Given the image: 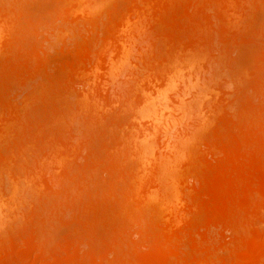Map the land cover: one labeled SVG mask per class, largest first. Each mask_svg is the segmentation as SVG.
<instances>
[{
  "label": "bare ground",
  "instance_id": "bare-ground-1",
  "mask_svg": "<svg viewBox=\"0 0 264 264\" xmlns=\"http://www.w3.org/2000/svg\"><path fill=\"white\" fill-rule=\"evenodd\" d=\"M4 1L0 79L20 92L17 80L0 84V264H264V29L254 24L264 0H122L104 21L107 0H57L61 27L40 23L44 39L76 27L84 42L56 65L24 44L39 31L31 8ZM245 42L261 51L256 68L233 63L232 92L217 99L223 65L236 61L228 52ZM198 60L222 67L220 87L217 67L204 79ZM184 61L199 66L181 88ZM180 161L191 182L174 187L178 198ZM157 206L167 217L152 216Z\"/></svg>",
  "mask_w": 264,
  "mask_h": 264
},
{
  "label": "rangeland",
  "instance_id": "rangeland-1",
  "mask_svg": "<svg viewBox=\"0 0 264 264\" xmlns=\"http://www.w3.org/2000/svg\"><path fill=\"white\" fill-rule=\"evenodd\" d=\"M3 1H4V0H3ZM6 1H7V2H6ZM14 1H16V0H10V1H9V0H5L4 2H6V4H9V5H10V4L15 3ZM21 1H22V0H21ZM29 1H30V2H29ZM119 1H120V3L123 2L122 0H111V1H110V0H109V1L107 0V1L104 3L105 5L103 4V6L100 7L99 10H97V12H96V13H97L96 16L99 15L100 18L103 17V15L105 16V14L107 13V10H111V9L113 8V4H114V5L117 4V3L120 4ZM17 2H18V0H17ZM22 2H24L25 4H24V3H21V5H20L21 7L24 8V7L27 5L24 9H27V8L30 9V8H31V14H32L31 17L34 15V16H33V19H32V20L35 22V24H34L35 26H34V27L36 28V31L39 30L36 34L33 33V34L30 35V33H32L33 29L31 28L32 31H31L30 29H29V30L27 29V24L30 23V22H28L29 20H28L27 18H25V19L27 20V24L24 23V22H22V23H23V26H24V25L26 26L25 30H28V31H25V33H24V40H25V41H24V42H25L24 44L26 45V44L28 43V48H31V47L34 48V47H33L34 45H38V46L43 47L44 50L46 49V51H45V54H47L46 56H47V57L49 56V59H51V60L53 61L52 63L50 62L51 64H53V63H54L55 65H56V63H57V64H60L61 61H62L61 59H63V58L65 59V57L67 58V56H70V57H68L69 59H68V58L66 59V60H69V61H68V63H69V62H70V58H71V56H74V54L77 53V52H76L77 50H76V49H72V52H70V51H68V50L65 49V48H67V47H68V48H72V46L75 45V44L73 45L74 42H77V44H78V42H79V43H81V44L83 45L82 42H84V41H82V40H84V39L81 38V37L83 36L82 34H80V35H79V34L76 35V33H78V32L74 33V31H76V29H75L76 27L73 26V25H72V27H75L74 30H73V28H71V30H73V31H71V30L69 31V30H68V34H67V31H66V30H65L64 33H62V34H64V35H62L61 33L59 34L60 31L57 29V30L59 31V32L57 31V33H58L59 35H58V34L56 35V33H55L56 30H55V29L58 28V27H56V24L59 26L58 23H60L61 20L58 19V21H60V22L57 21V23L55 24L54 20H55L56 18H55V14H54V13H55L54 8H56L57 6H59V2H58L57 0H23ZM52 2H53V4H52ZM115 2H116V3H115ZM19 3H20V1H19ZM29 3H30V4H29ZM123 3H124V2H123ZM123 3H122V5H123ZM16 4H17V3H16ZM14 5H15V4H14ZM22 5H23V6H22ZM28 6H30V7H28ZM35 7H36L37 9H36ZM103 7H104V8H103ZM109 7H110V8H109ZM50 9H51V13H50ZM102 9H103V10H102ZM263 9H264V7H263V8L261 7V9L259 8V10H262V11H260L258 14L255 13V14H256V17H257L258 19L256 18L257 21L254 20V21H255L254 24L256 25V28L259 29V27H260L261 30L264 29V26H263V24H264V10H263ZM27 10H28V9H27ZM259 10H258V11H259ZM24 11H26V10H23V14H24ZM28 11H29V10H28ZM36 11H37V12H36ZM99 11H100V12H99ZM258 11H257V12H258ZM26 12H27V11H26ZM42 12H43V13H42ZM52 12H53V13H52ZM255 12H256V11H255ZM37 13H38V14H37ZM46 13H47V14H46ZM98 13H99V14H98ZM104 13H105V14H104ZM27 14H28V13H27ZM25 15H26V14H25ZM22 16H23V15H22ZM27 16H28V15H27ZM37 16H39L40 19L42 18V20L37 19V18H38ZM41 16H42V17H41ZM106 16H107V15H106ZM106 16L102 18L103 21L105 20L104 18H106ZM56 17H57V16H56ZM97 17H98V16H97ZM22 18H23V17H22ZM49 18H50V20H48ZM57 18H58V17H57ZM30 19H31V18H30ZM35 19H37V20H35ZM44 19H45V20H44ZM51 19H52V20H51ZM23 20H24V19H23ZM23 20H21V21H23ZM43 20H44V22H43ZM24 21H25V20H24ZM30 21H31V20H30ZM33 21H31V22L33 23ZM45 21H46V22L48 21V22L45 23ZM25 22H26V21H25ZM50 22H51V23H50ZM52 22L55 24V29H53V34L55 33L56 36L54 35V36H55V37H54L53 34H52V32H51V34H50L49 32H50L51 30H49V32H47V34H50V35H52L53 37L49 35V36H50V39L48 38V39H49V42H48V43L46 44V46H45L44 44H45V42H46L48 39L45 38L46 41H42V40H45V39H44V37H43V34H44V33L42 34L41 30H44L45 28H44V29H41V28H42L43 24H44V26H45V24L47 25L48 23H49L50 25H47L46 27H48V26L50 27L51 25L53 26V23H52ZM81 22L83 23V20H81ZM81 22H79V25L81 24ZM32 23H31V24H32ZM40 23H41V24L43 23L42 26H41ZM257 23H258V24H257ZM259 23H260V24H259ZM37 24H38V25L40 24V25L38 26ZM261 24H262V25H261ZM29 25H30V24H29ZM83 25H84V23H83ZM83 25H81V26H82V28L85 29L86 26L83 27ZM258 25H259V27H257ZM40 26H41V27H40ZM44 26H43V27H44ZM52 26H51V27H52ZM81 26H79V27H81ZM49 27H48V28H49ZM51 27H50V28H51ZM59 27H61V24H60ZM63 27H64L63 29L67 28L66 26H63ZM29 28H30V27H29ZM86 28H87V27H86ZM67 29H70V28H67ZM79 29L82 31L81 28H79ZM79 29H77V30L79 31ZM84 29H83V30H84ZM47 30H48V29H47ZM54 30H55V32H54ZM61 30H62V29H61ZM30 31H31V32H30ZM81 31H80V32H81ZM85 31H86V30H85ZM85 31H84V33H85ZM39 33H40V35H39ZM73 33H74V34H73ZM81 33H83V31H82ZM34 34H35V36H34ZM66 34H67V35H66ZM69 34H70V36H69ZM72 34H73V35H72ZM45 35H46V34H45ZM261 35H262V34H261ZM65 36H66V37H65ZM68 36H69V37H68ZM72 36H73L74 38H73ZM76 36H77V37H76ZM80 36H81V37H80ZM33 37H34V38H33ZM35 37H36V38H35ZM39 37H40V38H39ZM47 37H48V35H47ZM59 37H60V38H59ZM75 37H76L77 39H76ZM83 37H84V36H83ZM141 37H142V35H141ZM144 37H145V36H144ZM22 38H23V37H22ZM37 38H38V39H37ZM53 38H55V39L53 40ZM56 38H58V39H56ZM78 38H79L80 41H82V42H80ZM257 38H258V37H257ZM259 38H260V37H259ZM259 38H258V39H259ZM261 38H263V37H261ZM81 39H82V40H81ZM139 39H141V38H139ZM144 39H145V38H144ZM58 40H59V41H58ZM71 40H72L73 42H72ZM75 40H76V41H75ZM259 40L261 41V39H259ZM263 40H264V38H263ZM56 41H57V42H56ZM140 41H141V40H140ZM63 42H64V43H63ZM70 42H71V43H70ZM143 42L146 44V41H145V40H142L141 43H142V46L144 45V46H143L144 48L141 47V50L143 49V51L145 52V44H144ZM257 42H258V41H256V43H257ZM261 42H262V41H261ZM261 42H258V43H261ZM40 44H41V45H40ZM70 44H71V45H70ZM77 44H76V45H77ZM250 44H251V43H250ZM250 44H249V43H246V42H245L244 44H236L237 46H235V44H234L235 49H233L234 47H232L233 50H231V49L229 48V51H230V50H231V51L228 52V53L230 54L231 52H233V53H234L235 60H236V61H234L233 56H232V55H229V57L232 56V57H231V58H233L232 61H234V62L230 61V66H232L231 64H233V63H234L235 65H236L237 63L240 64V65H244L242 68H245V67H246V69H247V70L245 69V72L247 71L246 73L250 72V70H251V71H254V70H255L254 67L256 68L255 65L258 63V62H257V59L260 58V57L257 58L256 56H259V55L261 54V51L259 52V48H258L257 45H255L254 43H253L254 45H253V44L250 45ZM32 45H33V46H32ZM43 45H44V46H43ZM84 45H85V44H84ZM140 45H141V44H139L138 46L140 47ZM146 45H147V44H146ZM259 45H260V44H259ZM259 45H258V46H259ZM255 46H256V47H255ZM263 46H264V45H263ZM41 47H40V49H41ZM76 47H78V46H76ZM79 48H80V47H79ZM147 48H148V47H146V49H147ZM261 49H262V47H261ZM263 49H264V47H263ZM263 49H262V51H263ZM34 50H36V49L34 48ZM38 50H39V49H38ZM38 50L34 51V53H36ZM44 50L42 49L43 53H44ZM63 50H65V51H63ZM78 50H79V49H78ZM80 50H83V48H82V49L80 48ZM148 50H149V49H148ZM42 51H41V52H42ZM66 51H68V52H66ZM74 51H75V52H74ZM31 52H33V49H31ZM46 52H47V53H46ZM58 52H59V53H58ZM63 52H64V53H63ZM37 53H38V52H37ZM73 53H74V54H73ZM233 53H232V54H233ZM38 54H39V53H38ZM38 54H37V55H38ZM64 54H65V55H64ZM69 54H70V55H69ZM33 55H34V54H33ZM34 56H35V55H34ZM55 56H56V57H55ZM205 58H206V57H204V59H203V58H198V59L204 60V61H205V64H206V67H207V65L210 66V63L208 62L209 60L207 61L208 58H207V59H205ZM231 58H230V59H231ZM71 59H73V58H71ZM230 59H229V60H230ZM59 60H61V61H59ZM74 60H75V59H74ZM201 60H198V61H199L198 64L201 63V66H202L203 69H204L205 65H202V63H203L204 61L201 62ZM56 61H59L60 63H58V62H56ZM63 61L65 62V60H63ZM63 61H62V63H63ZM198 61H196V62L193 61L195 64L192 63L191 65H188V64H190V62L187 63L188 61H186V62L184 61L183 64L180 63V64L178 65V68H177L178 70H177V72L179 71L178 73H180V76H181V78H182V79L179 78L180 76H179V74L177 73L178 78L181 79V84H180V81H177V83L179 82V87H180V85L183 84V83H182V82H183V78H185V76L188 74V71H191L192 69H194V67H195V65H197V62H198ZM73 62H74V61H73ZM206 62H208L209 64H207ZM227 62H228V61H226V64H229V63H227ZM62 63H61V64H62ZM186 64H187V65H186ZM193 64H194V65H193ZM226 64L223 65V62H222V64H219V66H220V65H223V67H224V69H225V70H224V73L226 72V68L228 67V71L226 72V74H223V76H225V78L227 79V84H226L227 86L224 85V83H226V80H224V77L222 78V79H223V80H222V79H221V75L219 74V73L221 72L220 70L223 71V69H221L222 67H219L220 69L218 70V66H217V65L214 66V65L211 64V65L214 66V67L211 66L210 68H205V69H206V72H204L205 74L203 73L202 76H201L202 78L207 77V76L210 77L212 71H213V70L215 71V67H217V72L220 71V72H218V74H217V76L219 75L218 77H217L216 74H215L216 71H215V73H214V71H213L212 74H214V75H211V78H212L213 81L216 80V79H217V81L219 80L218 82H217V81L215 82V85H214L215 87H216V84H217V86L220 84L219 87L223 84V85L220 87L221 90H222V89H223V90L221 91V90L219 89L221 92L217 90L218 87H217V88L211 87V86H212V85H211L212 83L208 85V83L211 81V78H208L210 81H208V79H207V81L205 80L206 84L208 85L207 87H210V88H211V91H212L213 93H214L213 89H214V90H217V92H219V94H216V95H215L217 99L220 98V95H223L222 93H224V92L226 93V91H224V90H229V91H227V92L230 93V91L232 92V89H233V88L231 87L232 89L230 90V86H232V84L230 83V82H231L230 79L235 77V76H233V75H234L233 72H236L237 67L235 68V67H234V64H233V66L230 68V66H229V65H226ZM64 65H65V64H64ZM190 66H191L192 69L190 68ZM192 66H193V67H192ZM197 66H199V65H197ZM201 66H200V68H201ZM187 67H188V68H187ZM238 67H239V66H238ZM189 68H190V69H189ZM213 68H214V69H213ZM233 68H234V69H233ZM242 68H240V69H242ZM179 69H181V70H179ZM187 69H188V71H187ZM205 69H204V70H205ZM207 69H208V70H209V69H210V70L213 69V70H211V71H207ZM253 69H254V70H253ZM200 70H201V69H199V72H200ZM204 70H202V72H203ZM237 70H238V69H237ZM242 70H243V69H242ZM229 71H230V72L233 71V72L230 73ZM243 71H244V70H243ZM208 72H210V73H208ZM228 72H229L230 74H229ZM186 73H187V74H186ZM207 73H208V75H207ZM222 73H223V72H222ZM185 74H186V75H185ZM232 74H233V75H232ZM62 75H63V74H62ZM183 75H184V77H183ZM203 75H204V76H203ZM215 76H216L217 78H216ZM232 76H233V77H232ZM60 77H61V76H60ZM213 77H215L216 79H215V78L213 79ZM227 77H228V78H227ZM230 77H231V78H230ZM9 78H12V77H8V80H11V79H9ZM4 79H5V78H2V80L0 79V84L2 85L1 88H2L3 86H10V87H12L11 85H13V84H12L13 81H16V80H17L16 78H15V79L13 78L14 80L12 79V80L9 82L8 80L5 81ZM185 79H186V78H185ZM204 79H206V78H204ZM220 79H221L224 83L222 82V84H221ZM228 79H229V80H228ZM3 81H5V82H3ZM229 81H230V82H229ZM233 81H234V79H233ZM233 81H232V82H233ZM2 82H3V83H2ZM8 82H9L10 84H9ZM11 82H12V83H11ZM207 82H208V83H207ZM211 82H212V81H211ZM219 82H220V83H219ZM15 83H16V82H15ZM18 83H19V82H18V80H17V84H15L16 87H15L14 85H13V87H12V89L14 88L15 91H17V90L19 89V88H18V87H19ZM196 83H198V82H196ZM228 83H229V85H228ZM5 84H6V85H5ZM7 84H9V85H7ZM189 84H190V83H189ZM206 84L203 85V87L206 86ZM235 84H236V83H235ZM233 85H234V82H233ZM113 86H115V85H111V88H112ZM176 86H178V85H176ZM176 86H175V89H178L179 87L176 88ZM186 86H187V85H186ZM223 86H225V87L222 88ZM228 86H229V87H228ZM183 87H184V84L181 86V88H183ZM188 87H189V86H188ZM207 87H204V89H206ZM233 87H234V86H233ZM16 88H17V89H16ZM114 88H116V87H114ZM181 88H179V89H181ZM189 88H190V87H189ZM210 88H209V89H210ZM212 88H213V89H212ZM228 88H229V89H228ZM112 89H113V88H112ZM184 89L187 90V91L189 90L188 88L186 89V87H185ZM190 89H191V88H190ZM209 89L207 88V89H206V92L209 93V91H210ZM113 90H114V89H113ZM115 90H116V89H115ZM191 90H193V89H191ZM208 90H209V91H208ZM18 91L20 92V90H18ZM18 91H17V92H18ZM211 91H210V93H209V96H210V97H208V96L206 95L209 99H211L212 95H213V97H214V94H215V93L212 94ZM204 92H205V91H204ZM217 92H216V93H217ZM171 93H172V92H171ZM208 93H204V94H208ZM220 93H221V94H220ZM227 94H228V93H227ZM202 95H203V94H202ZM200 96H201V95H200ZM206 96L201 97V98H203V99H202L203 101L206 99ZM217 96H219V97H217ZM223 96H224V95H223ZM223 96H221V97H223ZM204 97H205V98H204ZM208 98H207V99H208ZM211 100H212V99H211ZM203 101H201V102H203ZM214 101H216V99H215ZM214 101L212 102V106L214 105V104H213ZM203 103H204V102H203ZM199 105H200V104H199ZM200 106H202V107L204 108V104H203V105L201 104ZM205 107H206V106H205ZM193 108H194V107H193ZM200 108H201V107H200ZM203 108H201V109H203ZM191 110H192V108H191ZM204 111H205V113L207 112L206 110H204ZM208 112H209V111H208ZM205 113H204V114H205ZM210 114H211V113H210ZM208 115H209V114H208ZM211 115H212V114H211ZM211 115H209V116H211ZM214 116H216V114H215ZM214 116H213V119H212V120L215 119V120L217 121V119H216L217 117L214 118ZM209 119H210V121H211V118H209ZM215 120L213 121V124H212V125H210L212 122H211V123L209 122V124L207 125V126L209 127V129H207L208 127H207V128L204 127V128H205V129L203 128L204 130H202V129H201L202 131L200 130V131L202 132L201 135H202V134H203V135H202V136L199 135L200 138L197 137L198 135L196 136V139H198V140L194 141V142H196V143L193 142L194 145H192L193 147H191L192 150H193V149L198 150V148H200V147L202 148V147H203L202 141L205 140V136H206V139H207V134H208V136L210 135L211 130H212L211 128L213 127V125H216V123H217ZM215 122H216V123H215ZM214 123H215V124H214ZM99 126H100V125H99ZM216 126H217V125H216ZM89 127H90V129H93V130H94V128H95V129L97 128L98 130L102 129V130H100V132H101V131H102V132L104 131V129H103L101 126H100V127L93 126L94 128L91 127V126H89ZM89 127H87V128H89ZM214 127H215V126H214ZM209 130H210V131H209ZM88 131H89V130H88ZM105 131H106V130H105ZM200 131H199V132H200ZM203 131H204V132H203ZM205 131H206V132H205ZM94 132L97 134V130H94ZM94 132H92V130H91V131H89V133H88V132H87V133H88V134L91 133V134L93 135ZM102 132H101V133L98 132V133L101 134L100 136H101L105 141H107V138H108V137L106 136V134H102ZM103 133H104V132H103ZM88 134H87V135H88ZM96 134H94V135H96ZM99 134H98V135H99ZM94 135H93V136H94ZM90 136H91V135H90ZM96 136H97V135H96ZM96 136H94V138H96ZM87 137H88V136H87ZM91 137H92V136H91ZM91 137H88V138H91ZM106 137H107V138H106ZM109 137H110V136H109ZM202 137H204V138H202ZM94 138H93V139H94ZM99 138H100V137H99ZM102 138H100V139L96 138V139H98V140L100 141V140H103ZM201 138H202L203 140H202ZM200 139H201L202 141H201ZM88 140H89V139H88ZM91 142H92V141H91ZM97 142H98V141H97ZM200 142H201V146H200ZM94 143H95V142H94ZM98 143H99V142H98ZM98 143H97V144H98ZM99 144H100V143H99ZM99 144H98V145H99ZM92 145H93V144H92ZM98 145H96V146H94V147H97ZM201 148H200V149H201ZM156 149H157V148H156ZM192 150H191V151H192ZM196 150H195V151H196ZM156 152H157V150H156ZM156 152H155V153H156ZM196 152L199 153V152H201V150H198V151H196ZM196 152L194 153V150H193V154L196 155V154H197ZM191 153H192V152H191ZM157 154H158V153H157ZM102 155L105 156L106 154H105V153H104V154L102 153ZM198 155H199V154H198ZM104 156H103V159H106L107 156H106V157H104ZM196 156H197V155H196ZM194 157H195V156H194ZM197 157H198V156H197ZM103 161H105V160H103ZM106 161H107V159H106ZM181 162H182V161H180V163H181ZM104 163H105V162H104ZM107 163H108V162H107ZM180 163L178 164V166H176V167L174 168L175 171H173V172H174V176H175V177H174L173 180H172V184H173V186L171 185L172 188L170 189V191H171L172 189H174V187H175V188H176V187L179 188L180 186H182L181 188L183 189L184 184H187V183L190 184V182H191V178H190V177H187V179H185V180L183 179L184 176H185V178H186V175H184L183 172H182V171L185 170V167L183 166V165H184V162H182L183 164H180ZM105 164H106V163H105ZM106 165H107V164H106ZM180 165H181L184 169H183ZM181 169H182V170H181ZM178 170H179V171H178ZM180 170H181V171H180ZM177 171H178V172H182V173L179 174ZM187 171H188V170H187ZM184 173H185V172H184ZM176 176H177L178 178H176ZM175 179H177V181H175ZM178 180H179V181H178ZM188 180H189V181H188ZM174 181H175V182H174ZM180 181H181V182H180ZM183 181H184V184H183ZM186 181H187V183H186ZM178 182H179V183H178ZM175 184H176V185L179 184V185H178V186H175ZM180 184H183V185H180ZM177 188H176V189H177ZM181 188H180V189H181ZM96 189H97V187H96ZM96 189H94V190L96 191ZM176 189H174V190H176ZM180 189H179V191H181ZM95 191H94V192H95ZM172 191H173V190H172ZM172 191H171V192H172ZM176 191H178V190H176ZM179 191H178V193H177V197H178V195L181 196ZM96 192H98V189H97ZM171 192H170V194H169V195L171 196V198H170V196H169L168 202H172V204L170 203V205H172L171 208H172L173 206H174L175 208H176V207L178 208V207H179V205H178L179 203H176V202H179V201L176 200V202H174L175 199L172 198V195H171V194H173V193H171ZM181 192H182V191H181ZM174 195H175V194H174ZM174 198H175V197H174ZM178 198H179V197H178ZM178 198H177V199H178ZM175 203H176L177 205H175ZM174 207H173V209H174ZM157 208H158V209H157ZM177 208H176V209H177ZM160 209H161V208H159L158 206L156 207V209H155V208L152 209V211H153V212H152V214H153L152 216L157 217V218H156L157 220H158V216H159V215H160L159 218H161V220L163 219V218H162V217H163V216H162L163 213H164V215H166V217H167V213H165V212L162 213L163 210L161 209V211H159ZM156 210L159 211V212H158V213H159L158 216H157V213H156L157 211H156ZM161 213H162V215H161ZM161 216H162V217H161ZM159 222H161V221H159ZM156 224H158V222H157ZM160 224H161V223H160ZM14 226H15V225H14ZM12 229H13V227H12ZM15 229H17V225H16V228H15ZM10 230H11V229H10ZM13 230H14V229H13ZM212 230H215V231H216V229H212ZM16 231H17V230H16ZM215 231H214V232H215ZM11 232H12V231H11ZM58 232H59V231H58ZM58 232H57V233H58ZM212 232H213V231H212ZM13 233H14V232H13ZM46 233H47V232H45L44 234H42L41 237H45V235H46V237H48V236H47L48 233H47V234H46ZM60 233L62 234L63 231L60 230V232H59L56 236H58ZM14 235H15V234H14ZM212 235H213V234H212ZM46 237H45V238H46ZM54 237H55V235L53 236V238H54ZM58 237H59V236H58ZM45 238H42V239H45ZM59 238H60V237H59ZM196 239H197V238H196ZM198 240H199V238H198Z\"/></svg>",
  "mask_w": 264,
  "mask_h": 264
}]
</instances>
